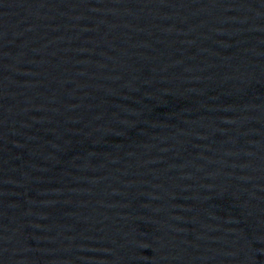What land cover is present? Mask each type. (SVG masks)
I'll return each instance as SVG.
<instances>
[{
	"label": "water",
	"instance_id": "water-1",
	"mask_svg": "<svg viewBox=\"0 0 264 264\" xmlns=\"http://www.w3.org/2000/svg\"><path fill=\"white\" fill-rule=\"evenodd\" d=\"M0 264H264V0H0Z\"/></svg>",
	"mask_w": 264,
	"mask_h": 264
}]
</instances>
